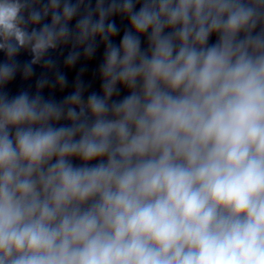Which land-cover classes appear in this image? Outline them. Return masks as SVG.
<instances>
[{
	"label": "clouds",
	"instance_id": "9594fccd",
	"mask_svg": "<svg viewBox=\"0 0 264 264\" xmlns=\"http://www.w3.org/2000/svg\"><path fill=\"white\" fill-rule=\"evenodd\" d=\"M0 264H264V0H0Z\"/></svg>",
	"mask_w": 264,
	"mask_h": 264
}]
</instances>
